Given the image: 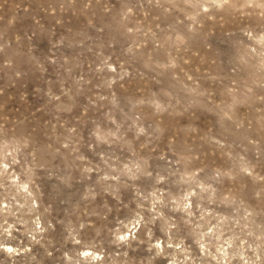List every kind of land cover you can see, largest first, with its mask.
<instances>
[{
    "label": "rangeland",
    "instance_id": "obj_1",
    "mask_svg": "<svg viewBox=\"0 0 264 264\" xmlns=\"http://www.w3.org/2000/svg\"><path fill=\"white\" fill-rule=\"evenodd\" d=\"M257 4L0 0V264H264Z\"/></svg>",
    "mask_w": 264,
    "mask_h": 264
},
{
    "label": "clouds",
    "instance_id": "obj_2",
    "mask_svg": "<svg viewBox=\"0 0 264 264\" xmlns=\"http://www.w3.org/2000/svg\"><path fill=\"white\" fill-rule=\"evenodd\" d=\"M213 4H217V0H211ZM230 3V0H223V4H228ZM244 3L248 6H251L253 4H257V0H244ZM222 6V5H220ZM257 7L264 9V0H259V3L257 4ZM261 16H264V11L260 13ZM250 35V33H249ZM264 39V37H262ZM121 239H127V237H121ZM8 251H12V249H8Z\"/></svg>",
    "mask_w": 264,
    "mask_h": 264
}]
</instances>
